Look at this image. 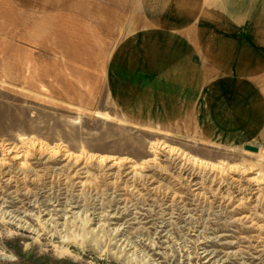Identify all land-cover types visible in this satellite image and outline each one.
Listing matches in <instances>:
<instances>
[{
	"label": "rangeland",
	"instance_id": "obj_1",
	"mask_svg": "<svg viewBox=\"0 0 264 264\" xmlns=\"http://www.w3.org/2000/svg\"><path fill=\"white\" fill-rule=\"evenodd\" d=\"M16 1L20 6L35 3L34 13L55 7L79 9L95 20L108 39L106 43L101 41L98 57H92L90 43L86 46V42L76 41L74 30L80 26L71 17L52 19L50 24L44 16H39L33 24L32 21L27 23L32 25L25 30L30 33L35 28L36 34H25L15 40L6 34L3 41L0 36V53L4 54L0 56V146L19 145V141L27 137L50 147L59 145L76 154L124 157L141 163L154 157L150 152L151 144L159 143L207 162H223L240 168L252 165L264 175V159L244 149L245 146L264 148V116L256 111L253 116L248 114L251 103L248 99L241 102L243 93L248 97V90H251L250 99L255 100L257 90L264 87V73H256L255 62L243 58L240 50L230 48L233 39L244 46L250 45L242 29L212 18L207 27L193 24L190 34L184 29H174L178 26L171 23L151 24L149 16L148 23H143L138 11L140 0H125L126 3L98 0L97 6L89 8L71 4L70 0ZM48 2L53 4L48 6ZM234 7L235 4L233 10ZM137 15L140 19L135 20ZM0 22L6 23L2 19ZM158 27H164L173 35L175 46L171 51L175 50L184 58L199 80L180 82L191 72L185 71L183 64L172 73L171 81L178 80L174 84L165 82L160 73H151L153 83L145 78L144 64L148 58L143 56L145 42H139L141 33ZM0 30L6 28L0 25ZM42 31L44 33H39ZM205 31L212 38L209 44L207 38H202ZM222 52L226 61L224 81L209 77L205 80L202 75L205 80L202 82L200 72L206 68L216 70ZM205 53L210 56L203 57ZM155 84L161 86L158 93L162 99ZM96 112L106 113L111 118L100 117ZM155 157L154 162L142 167L145 174L156 175L163 192L161 189L155 194V201L144 197L148 206L143 209L150 208L152 219L158 218L164 204L172 199V194L164 193L165 188L178 194L173 198L176 219L161 234V239H155L159 229L153 225L148 240L144 241L147 237L144 230L133 220L125 224L128 228L119 235L113 233L117 227L115 221L107 222L104 216L103 221L97 222L101 218L94 213V207L100 198L92 192L95 199L87 201L81 217L94 213L90 218L95 219L85 231L97 230L102 224L101 238L95 240L83 235L80 223L72 227L74 215L71 214H66V217L71 216L68 219L71 223L65 232L61 227H48L37 235L29 229L18 228L0 212V249L9 256H0V264H140L141 255H147L150 262L158 264H206L201 255L203 246L215 253L223 252L222 242L215 239V235H226L227 241L235 242L231 250L240 253L225 263L222 259L219 264H264V180L260 185L263 192L257 200L248 199L254 187L245 181V177L256 175V171L247 175L238 171L216 175L226 180L225 197L215 191L216 186H211V192L208 190L212 179L209 176L205 178L203 190L206 195L201 198L193 195V187L186 177L179 176L175 164L180 158L175 153L159 151ZM159 167L163 170L156 174ZM125 192L134 202L139 200L136 194ZM105 198L103 214L113 209L105 208L109 200ZM240 198L243 199L239 201ZM45 203L52 205H49L50 210L54 209L53 201ZM24 208L17 210L18 217L22 216ZM243 216L248 219L237 221ZM79 218L77 216V221ZM62 222L58 220V224ZM126 237L136 242L134 248L125 246ZM137 237L142 238L141 244ZM149 241L156 245L151 247L154 250L149 251ZM65 249L67 252H63Z\"/></svg>",
	"mask_w": 264,
	"mask_h": 264
},
{
	"label": "bare ground",
	"instance_id": "obj_2",
	"mask_svg": "<svg viewBox=\"0 0 264 264\" xmlns=\"http://www.w3.org/2000/svg\"><path fill=\"white\" fill-rule=\"evenodd\" d=\"M70 2L71 4L76 3L81 8H89L92 5L97 6L98 0H70ZM123 2L126 3L125 0ZM142 4L144 5V10L140 8ZM210 4L212 5L211 7ZM218 4L220 7L217 6ZM114 5L116 6V4ZM138 8L142 20L146 22L149 16L150 20L148 22L154 25H162L165 22L176 26H183L186 20H193L194 18L207 21L211 18L219 19L228 21L229 25L234 24L236 27L242 29L245 36L256 46V57L254 56L256 59L255 65H257L256 73H264V13L254 6L252 0L249 3L243 0H140ZM136 19H140L138 15L135 16ZM146 36L148 42L144 43L145 51L143 56H146V60L147 58L148 60L144 64V72H146L145 78L149 82L153 83V74H151L153 72L154 74L160 73L165 82L171 81L173 79L172 73L175 72V69L180 70L181 64H183L185 71L191 72L186 74V78H182L180 82L185 81L189 83L190 81L199 80V76L192 73L193 69L189 64V66L186 64L184 58H180V54L175 52V50L171 51L174 40L167 29L164 27L160 29L158 27L157 30L146 33L144 37ZM229 45L232 50L238 51L241 49L242 44L234 42ZM247 54L250 55V53ZM186 59L188 61L187 56ZM212 59L216 61L214 58ZM217 61L219 63L216 70H208L206 68L200 72L202 82L207 80L206 77L217 79L219 82L224 81L225 58L220 56ZM125 64L129 66V63L126 62ZM202 75L205 76V80H202ZM148 81L146 83L150 85ZM177 81L171 82L174 84ZM155 85V90H158L157 93L161 92L160 84ZM247 92L248 97L243 93L241 102L248 99V103H251V113L248 114L253 116V113L256 111L257 114L260 112L261 117H263L264 87H260L257 90L255 100L250 99L251 90ZM158 96L161 99L163 98L161 93H158ZM244 105L243 103L242 106ZM96 114L106 119L111 118L106 113L96 112ZM19 142V145L8 146L2 144L0 146V212L3 217L9 218L11 220L10 223L16 224L18 228L29 229L32 232H36L37 235L39 231L48 229V227H61L65 232L66 227H69L71 223L68 220L71 216L66 217V214H71L72 216L74 215L72 227H77L76 224L80 223L79 227L82 229V234L90 235L96 240L98 237L101 238L100 233L103 234L104 232L102 224L98 226L97 230L85 231L91 220L95 219L94 217L90 218V216L96 212L95 214H100L99 218H101L97 222L103 221L104 216L107 217V222L115 221L117 227L113 230V233L115 232L117 235L128 228L125 224L133 220L136 224L139 223L141 225V230H144L142 232L147 236L144 241L148 240V236L150 235L149 229L153 225H157L155 227L156 230L159 229L156 232L158 237L155 239H161L163 237L161 234L168 230L172 220L175 218L173 198L178 194L173 189H167V191L165 188L164 193L172 194V199L164 204L158 218L152 219L153 210L150 208L143 209L148 206L144 203L146 201L144 197H152L150 201H155V194L161 189L163 192V187L157 182L156 175L145 174L144 167H142L150 162H154L155 156L158 155L159 151H166L168 154L175 153L180 158L175 167H178L179 176L184 175L191 183L193 195L196 197H205L206 193L203 191L206 188L204 186L206 184L205 178H210L209 176H212V179L210 180L208 190L211 192V186H216L215 191L225 197L224 188L226 184L224 185V183L226 180L223 177L216 176L221 175L223 172L238 171L247 175L256 171V175L245 177L246 183L250 187H254L250 189L251 194L248 199L254 198V200H257L261 192H263L260 185L264 180V175L255 166L250 165L240 168L239 166L223 162H207L165 144L152 143L150 152L154 153V157L141 163H135L133 160L124 157H105L87 152L76 154L59 145L50 147L45 143L27 137H23ZM255 154L258 159H264V148H258ZM138 169L142 170L137 172ZM160 170H163V168L159 167L155 171L156 174ZM47 179H50V181H47ZM234 180L236 181V179ZM125 191H129L132 196L136 194L135 198L139 197V200L136 199L137 202H134V198H131ZM237 191H240V189ZM92 192L94 193L93 196L100 198V201L97 200L98 203L94 207V213L88 215L87 218H82L81 213H84L87 201L90 198L95 199L91 196ZM87 195L90 197L87 198ZM37 197L43 198V200L39 201ZM105 197L109 198L106 201L105 208L109 209L113 207V209L103 214ZM245 197L247 196L243 195V198ZM243 198H240L239 201ZM45 201H53V204H55L54 209L50 210L49 205H52L45 203ZM35 204L37 205L34 206ZM23 208L22 216L18 217L17 210ZM28 208L31 209L27 210ZM31 210L35 212L31 214ZM46 216L48 219H45ZM77 216L80 217L78 221ZM242 219L247 220L248 217H240L237 221ZM58 220H63V222L58 224ZM146 225L148 227H145ZM124 233L121 235H124ZM140 235L143 237L142 234ZM71 238L72 240H76L74 236H71ZM137 238L139 240L138 244H141L142 238ZM215 239L222 242L220 248L223 249V252L218 251V253H215L214 250L203 246L201 248V255H204V263L219 264L222 259H224L223 263H225V260L228 258L240 255L238 251L231 250L235 242L232 240L227 241L226 235H215ZM124 241H127L126 247L128 245H132V248L136 246V242H130L129 237L124 238ZM123 242L122 244H124ZM147 245H150L148 247L149 251L154 250L151 248L152 246L156 247L153 241H149ZM63 252H67V250L65 249ZM220 254L222 255L221 257H219ZM0 256L9 257L2 249H0ZM141 256H143L142 260L138 261L140 264H158L154 261L150 262L147 255ZM146 257L147 260H145ZM252 259H256V257H252Z\"/></svg>",
	"mask_w": 264,
	"mask_h": 264
},
{
	"label": "crops",
	"instance_id": "obj_3",
	"mask_svg": "<svg viewBox=\"0 0 264 264\" xmlns=\"http://www.w3.org/2000/svg\"><path fill=\"white\" fill-rule=\"evenodd\" d=\"M51 1H53V0H51ZM250 1H248L246 3H249ZM252 1L254 3V6L257 7L258 10H260L264 13V7H263L264 2H259L257 0H252ZM206 3L208 4V2H206ZM52 4H53L52 2H48V6H51ZM200 4H202V3H200ZM24 5L20 6L16 0H0V21L2 19L7 23V24L6 23L3 24L2 22H0V25L2 27L6 28V30H0V36H1L2 41H3V36L7 37L6 34L13 36V38H11L12 40L18 39L20 36H23L25 34H27V35H32V33L36 34L34 31L35 28H32L30 30L31 31L30 33L27 32L25 29L27 27L28 28L31 27V25L35 22V20L39 16H44L46 20H49L50 24H51L52 19H57V18H61V17H63V18L71 17L74 20V22L76 23V25L80 26V28L77 27L74 30L75 34H77L76 41H84V42H86V46L90 43L89 46L91 47L92 57H96V58L98 57V51H100L101 41L103 43H106V41L108 39V38L106 39L105 35L101 31L100 26L95 22V20L90 15L84 13L83 11H80L79 9L55 7V8L43 10L42 12H38V13L35 12L34 13L32 11H34L36 9L34 7L35 3H32V4L29 3L30 6H26V5L24 6ZM211 6L212 5L210 4V7ZM217 6L220 7L219 4ZM140 8H141V10L145 9L143 4L141 5ZM32 9H34V10H32ZM31 21H32V24L30 26H28L27 23H29ZM210 21H211V19H210ZM142 22L144 23V20ZM207 22H208L207 20H202L199 18H194L193 20L188 19L187 21H185L183 23V26H178L177 28H174V29H184L187 32V34H190L191 33L190 32L191 26H193V24L196 26L207 27V25L209 24ZM50 28H51V25H50ZM205 32L206 33H202V38H204V39L207 38L208 40L206 39V42L209 44L211 42L212 38L207 31H205ZM3 33H5V34H3ZM39 33H44V31L39 32ZM146 33H148V32L144 31L141 33V37H140V41H139L140 43L142 41L148 42L147 36L144 37ZM198 33H199V30H198ZM142 37H144V38H142ZM172 39H173V35H172ZM124 42H127V40H125ZM124 42H123V44H124ZM230 42H237V41L235 39H233ZM220 43H222V42H220ZM238 44H240V43H238ZM178 45L179 44H177L176 46L178 47ZM250 45H246V46L241 45L240 51H241V53L244 54L243 58H246L249 62L250 61L256 62L255 54L257 52V48L252 42H250ZM173 46H175V44ZM247 53H250V55H248ZM191 55H192V53H191ZM0 56H4V54L1 52ZM208 56H210V55H208L207 53H205L203 55V57H208ZM221 56H223V52L221 53ZM9 57H12V56L9 55ZM108 57H110V54L108 55ZM108 62H109V60H108ZM107 65H108V63H107Z\"/></svg>",
	"mask_w": 264,
	"mask_h": 264
},
{
	"label": "water",
	"instance_id": "obj_4",
	"mask_svg": "<svg viewBox=\"0 0 264 264\" xmlns=\"http://www.w3.org/2000/svg\"><path fill=\"white\" fill-rule=\"evenodd\" d=\"M244 149L250 152H257V148L252 146H245Z\"/></svg>",
	"mask_w": 264,
	"mask_h": 264
}]
</instances>
